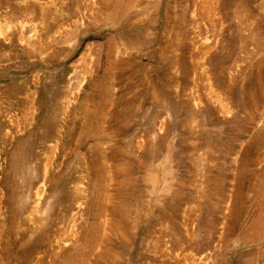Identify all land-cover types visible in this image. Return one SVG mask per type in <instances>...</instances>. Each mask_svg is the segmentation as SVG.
Here are the masks:
<instances>
[{
  "label": "rangeland",
  "instance_id": "obj_1",
  "mask_svg": "<svg viewBox=\"0 0 264 264\" xmlns=\"http://www.w3.org/2000/svg\"><path fill=\"white\" fill-rule=\"evenodd\" d=\"M0 264H264V0H0Z\"/></svg>",
  "mask_w": 264,
  "mask_h": 264
},
{
  "label": "bare ground",
  "instance_id": "obj_2",
  "mask_svg": "<svg viewBox=\"0 0 264 264\" xmlns=\"http://www.w3.org/2000/svg\"><path fill=\"white\" fill-rule=\"evenodd\" d=\"M88 67V66H87ZM82 82V81H81ZM81 82H80V84L78 85V88H79V86L81 85ZM213 87V86H212ZM211 87V88H212ZM217 87V86H216ZM212 90V89H211ZM212 91H214L215 92V95H216V97L218 98V100H219V102H220V104H221V106H222V108L224 109V111H228L229 110V105H228V102L225 100V97H224V95H223V93L222 92H220L219 90H212ZM213 92V93H214Z\"/></svg>",
  "mask_w": 264,
  "mask_h": 264
}]
</instances>
